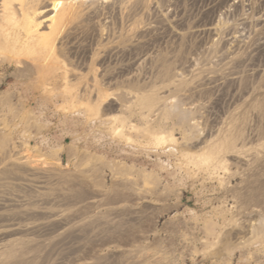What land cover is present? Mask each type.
<instances>
[{
	"label": "rangeland",
	"instance_id": "1",
	"mask_svg": "<svg viewBox=\"0 0 264 264\" xmlns=\"http://www.w3.org/2000/svg\"><path fill=\"white\" fill-rule=\"evenodd\" d=\"M64 3L0 0V264H264V0Z\"/></svg>",
	"mask_w": 264,
	"mask_h": 264
},
{
	"label": "bare ground",
	"instance_id": "2",
	"mask_svg": "<svg viewBox=\"0 0 264 264\" xmlns=\"http://www.w3.org/2000/svg\"><path fill=\"white\" fill-rule=\"evenodd\" d=\"M19 1H20V5H21V8L20 7L19 8L22 10L21 16L23 18L27 19L29 17V14H28L27 10H25V8H24L26 5V0H19ZM64 1L65 0H52V5L54 7H56L55 12L57 15H56V17H54L53 20L50 21L49 25L45 24L49 30V33H43L44 31H42L39 28V25L36 23L37 21H33L32 25H29V26L26 25V27H25L28 35L30 34L29 35L30 37H35V38L37 37L40 42H42L43 44H45L47 46L46 48H48V46L51 45V41L48 40L50 37L51 31L54 29V27L57 24H59L61 21L65 20V19H67L68 8L65 6ZM12 5H13V0H3V4H2L3 9L2 10H3V14H5V18L7 17L6 18L7 20H11V21L16 22L17 21L16 10L15 9L12 10ZM36 20H38V19H36ZM29 36H26V38ZM28 40H31V39H28ZM33 40H35V39H33ZM39 41H38V43H39ZM53 46H54V44H52V47ZM229 140H231V139H229ZM229 142H226V144ZM36 163H37L36 166H34L33 168L35 170L41 171V168L38 166V161ZM21 164L28 165V166L30 165L28 162H26V160L23 161V163H21ZM31 168H32V166H31Z\"/></svg>",
	"mask_w": 264,
	"mask_h": 264
}]
</instances>
